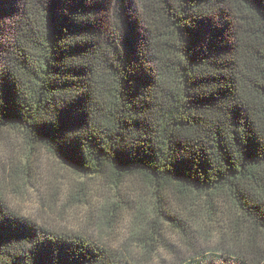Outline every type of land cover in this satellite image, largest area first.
I'll use <instances>...</instances> for the list:
<instances>
[{
    "label": "trees",
    "instance_id": "trees-1",
    "mask_svg": "<svg viewBox=\"0 0 264 264\" xmlns=\"http://www.w3.org/2000/svg\"><path fill=\"white\" fill-rule=\"evenodd\" d=\"M6 130L81 176L149 188L131 232L145 263L171 225L182 242L217 227L228 250L176 264H264V0H0ZM136 260L0 191V264Z\"/></svg>",
    "mask_w": 264,
    "mask_h": 264
},
{
    "label": "rangeland",
    "instance_id": "rangeland-1",
    "mask_svg": "<svg viewBox=\"0 0 264 264\" xmlns=\"http://www.w3.org/2000/svg\"><path fill=\"white\" fill-rule=\"evenodd\" d=\"M138 183L133 179L113 187L100 177L81 176L43 146L29 144L19 132L6 130L0 134V191L16 211L43 227L78 231L132 255L141 264L137 241L144 237L136 238L131 233L137 224L134 204L140 199L151 206L153 200L151 190ZM216 228H209V237L191 235L182 242L168 225L158 243H152L158 260L142 264H176L181 257L203 249L225 255L228 250L217 243Z\"/></svg>",
    "mask_w": 264,
    "mask_h": 264
}]
</instances>
